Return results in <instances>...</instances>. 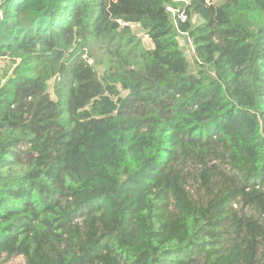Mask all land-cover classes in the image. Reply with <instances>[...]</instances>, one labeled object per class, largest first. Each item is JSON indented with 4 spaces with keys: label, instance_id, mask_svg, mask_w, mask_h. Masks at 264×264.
<instances>
[{
    "label": "trees",
    "instance_id": "16d2710c",
    "mask_svg": "<svg viewBox=\"0 0 264 264\" xmlns=\"http://www.w3.org/2000/svg\"><path fill=\"white\" fill-rule=\"evenodd\" d=\"M15 256L264 264V0H0Z\"/></svg>",
    "mask_w": 264,
    "mask_h": 264
},
{
    "label": "rangeland",
    "instance_id": "374dc122",
    "mask_svg": "<svg viewBox=\"0 0 264 264\" xmlns=\"http://www.w3.org/2000/svg\"><path fill=\"white\" fill-rule=\"evenodd\" d=\"M216 1L217 2H222L223 0H216ZM135 29H136L137 32H140L141 33V35H142V37L144 39V42H146V44H148V45H151V41L149 40V38H147V36L143 33V31H141L139 29V27H137V26L135 27ZM182 42L184 43L183 46L186 48V51L187 52H190V55H191L192 50H191L190 44L189 43H186V41L184 40V38H182ZM1 63L4 64V61H2ZM52 89H53V83L51 81V83H50V90H51V92H53ZM1 264H25V257H23V256H15V257L9 258L7 260H3L1 262Z\"/></svg>",
    "mask_w": 264,
    "mask_h": 264
}]
</instances>
